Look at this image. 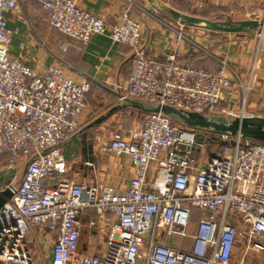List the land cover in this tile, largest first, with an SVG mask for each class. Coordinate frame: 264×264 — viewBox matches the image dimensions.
Instances as JSON below:
<instances>
[{
  "label": "built area",
  "instance_id": "obj_1",
  "mask_svg": "<svg viewBox=\"0 0 264 264\" xmlns=\"http://www.w3.org/2000/svg\"><path fill=\"white\" fill-rule=\"evenodd\" d=\"M20 1L0 0V157H9L7 172L24 169L6 186L14 196L0 210V264H36L29 239L43 252L50 234V264H242L249 254H264V144L147 113L129 137L120 125L100 147L101 154L133 164L126 191L69 174L62 148L79 131L90 83L74 80L58 64L39 70L12 54L8 16ZM35 1L50 26L74 41L86 45L105 33V18L77 0ZM256 20L264 23V17ZM258 36L263 39L264 29ZM109 38L134 49L121 105L138 101L233 115L221 105L240 93L237 116H251L252 78H241L228 60H218L211 72L181 63L176 50L149 57L143 27L128 11ZM90 213L104 244L81 254L83 217Z\"/></svg>",
  "mask_w": 264,
  "mask_h": 264
},
{
  "label": "crops",
  "instance_id": "obj_2",
  "mask_svg": "<svg viewBox=\"0 0 264 264\" xmlns=\"http://www.w3.org/2000/svg\"><path fill=\"white\" fill-rule=\"evenodd\" d=\"M77 2L85 11L102 16L106 21L105 33L86 45L54 30L49 24L48 14L35 0H21L17 11L8 16L14 56L25 58L29 65L39 70L58 64L69 77L91 85L86 95V108L79 120V131L62 148L71 176L83 173L95 177L100 184L124 192L134 173L129 160L113 159L100 152V147L112 138L120 125L124 126L121 135L129 137V131H137L139 123H142L139 121L141 111L132 108L114 111L121 105L119 90L128 81L127 69L134 54L132 47L114 43L109 38L113 25L125 11L141 23L142 42L149 57L162 58L176 50L180 62H190L208 71H215L217 61L226 59L243 79H247L251 66L257 62V80L248 95L247 113L264 118V37L259 39L258 32L221 34L190 28L160 15L148 0ZM163 3L184 14L203 17L204 12L211 10L210 17L225 15V20L233 21H237L236 13H239L236 14L238 17L249 12L262 13L264 7V0H163ZM179 34L183 37L180 41ZM21 45L25 46L24 51ZM241 98L240 93L227 98L221 105L222 111L240 115ZM16 172L17 175L7 172L0 160V190L17 182L23 175L22 164ZM14 176L17 179L13 180ZM95 219L93 213L83 217L81 254H92L102 249L104 242L97 229L91 226ZM46 234L49 235L48 232ZM49 238V244L40 252L35 247V238L30 237L36 264H50L55 236L50 234ZM242 264H264V254H249Z\"/></svg>",
  "mask_w": 264,
  "mask_h": 264
},
{
  "label": "water",
  "instance_id": "obj_3",
  "mask_svg": "<svg viewBox=\"0 0 264 264\" xmlns=\"http://www.w3.org/2000/svg\"><path fill=\"white\" fill-rule=\"evenodd\" d=\"M155 10L167 19L178 22L190 28H199L214 33L221 34H243L250 32H260L264 29V23L257 20L233 21H214L181 13L159 0H148ZM126 108L136 109L145 114L162 113L172 120L186 125L189 128H195L210 132L216 135L237 136L244 139L264 144V118L258 116L239 117L235 115H224L213 113L202 115L199 113L186 112L174 109L168 106L158 104H148L138 101H127L120 105L114 111H120ZM14 194L12 188H6L0 191V210L8 203Z\"/></svg>",
  "mask_w": 264,
  "mask_h": 264
},
{
  "label": "rangeland",
  "instance_id": "obj_4",
  "mask_svg": "<svg viewBox=\"0 0 264 264\" xmlns=\"http://www.w3.org/2000/svg\"><path fill=\"white\" fill-rule=\"evenodd\" d=\"M263 10H264V7H263ZM263 12V11H262ZM158 13V12H157ZM160 15H161V13H159ZM236 14H238L239 15V13H236ZM235 14V16H237L236 18H235V20H237V21H242L243 20V18H245V19H247V20H256V18L257 17H264V13H252V12H249V14L247 15V14H244V15H242V16H244V17H242V16H240V17H238V15H236ZM158 15V14H157ZM163 16V15H162ZM207 16V15H206ZM165 17V16H164ZM225 15H217V14H214L212 17H210V18H212V20H219V21H224L225 20ZM229 37H231V36H229ZM233 37V36H232ZM259 53H260V51H259ZM258 63L257 62H255L252 66H251V69L249 70V72H248V75H247V78H252V86H254V83H255V81L257 80V67H258ZM139 113V112H138ZM140 115V118H139V121H143V119H144V116H145V113H140L139 114ZM140 124V123H139ZM139 126V125H138Z\"/></svg>",
  "mask_w": 264,
  "mask_h": 264
},
{
  "label": "trees",
  "instance_id": "obj_5",
  "mask_svg": "<svg viewBox=\"0 0 264 264\" xmlns=\"http://www.w3.org/2000/svg\"><path fill=\"white\" fill-rule=\"evenodd\" d=\"M210 12H212V11L209 10L208 12H204L203 13V17H200V18L211 20L210 19V14H211ZM181 63H190V62H181ZM195 67H197V66H195ZM198 68H202V67H198ZM211 72H214V71H211ZM90 88H91V85H90ZM255 143H258V142H255ZM0 160L2 161V163L4 164V166L6 167V165L8 164L9 157L8 156H2V157H0Z\"/></svg>",
  "mask_w": 264,
  "mask_h": 264
}]
</instances>
